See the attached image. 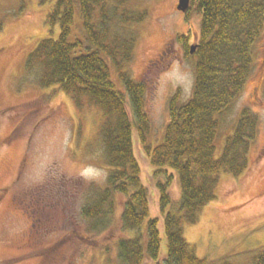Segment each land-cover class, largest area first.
I'll return each instance as SVG.
<instances>
[{"label":"rangeland","instance_id":"obj_1","mask_svg":"<svg viewBox=\"0 0 264 264\" xmlns=\"http://www.w3.org/2000/svg\"><path fill=\"white\" fill-rule=\"evenodd\" d=\"M56 0H0V264H119L117 241L135 236L119 218L124 196L117 195L116 217L101 231L91 228L82 212L92 187H102L111 167L99 130L101 110L91 104L79 109L58 86H42L38 73L26 69V59L45 37H58L59 25L48 22ZM148 10L130 70L146 84L149 142L162 140L170 120V100L192 95L194 53L184 52L179 33L189 30L199 40L201 14L192 1L185 18L179 0H133ZM77 22L80 13H76ZM113 78L120 82L112 68ZM264 29L254 48V67L241 95L222 113L216 138L218 156L225 138L244 106L260 116L258 136L251 146L249 167L241 175L219 174L216 198L204 205L199 220L184 224V236L198 256L228 257L234 264H252L264 244ZM141 178L150 190V216L139 231L146 232L158 214L159 190L153 166L136 140ZM169 186L172 209L181 197L178 173ZM159 205V204H158ZM167 241L163 234L164 264Z\"/></svg>","mask_w":264,"mask_h":264},{"label":"trees","instance_id":"obj_2","mask_svg":"<svg viewBox=\"0 0 264 264\" xmlns=\"http://www.w3.org/2000/svg\"><path fill=\"white\" fill-rule=\"evenodd\" d=\"M196 7L201 25L192 95L185 101L177 94L171 98L170 120L154 146L148 141L147 87L130 70L138 26L148 17L145 7L133 0H56L47 20L59 25V36L41 39L26 59V69L38 73L40 85L60 87L79 109L91 104L102 112L99 134L111 170L104 186L92 187L81 212L93 230L107 229L117 216V195L124 196L121 225L138 233L118 239L119 264H144L147 258L157 262L163 234L164 264H234L228 257L198 256L184 236V224L197 222L204 205L216 198L221 172L238 176L249 167L258 112L251 106L240 110L218 156L216 138L218 116L238 99L253 71L264 0H196ZM136 140L148 153L159 190L158 214L149 218L145 233L139 229L150 216L151 199L141 178ZM169 169L178 173L181 189L172 209L168 189L174 175ZM252 264H264V244L255 249Z\"/></svg>","mask_w":264,"mask_h":264},{"label":"flooded vegetation","instance_id":"obj_3","mask_svg":"<svg viewBox=\"0 0 264 264\" xmlns=\"http://www.w3.org/2000/svg\"><path fill=\"white\" fill-rule=\"evenodd\" d=\"M192 1L193 0H190V4H189V7L186 9V10H182L180 9V11L183 13V16L185 18H189L190 17V8L191 6L193 7L192 5ZM196 1V0H194ZM178 5V4H176ZM197 35L193 34L190 30L188 32H181L179 33V41L182 43V46H183V49H184V52L185 53H188V54H192L195 52L196 48H197V45H198V41L196 40V37ZM194 47V49L192 50V48Z\"/></svg>","mask_w":264,"mask_h":264},{"label":"water","instance_id":"obj_4","mask_svg":"<svg viewBox=\"0 0 264 264\" xmlns=\"http://www.w3.org/2000/svg\"><path fill=\"white\" fill-rule=\"evenodd\" d=\"M190 0H179L178 7L182 10H186L189 7ZM194 47L192 48V50Z\"/></svg>","mask_w":264,"mask_h":264}]
</instances>
